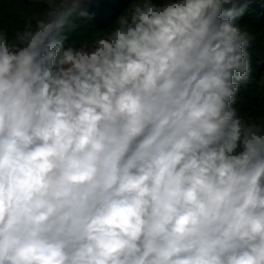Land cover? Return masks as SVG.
Here are the masks:
<instances>
[{
    "label": "clouds",
    "instance_id": "clouds-1",
    "mask_svg": "<svg viewBox=\"0 0 264 264\" xmlns=\"http://www.w3.org/2000/svg\"><path fill=\"white\" fill-rule=\"evenodd\" d=\"M0 27V264H264V117L240 0H91Z\"/></svg>",
    "mask_w": 264,
    "mask_h": 264
},
{
    "label": "trees",
    "instance_id": "trees-1",
    "mask_svg": "<svg viewBox=\"0 0 264 264\" xmlns=\"http://www.w3.org/2000/svg\"><path fill=\"white\" fill-rule=\"evenodd\" d=\"M130 0H91L83 5L89 16L74 15L65 26L67 43L83 42L87 34L108 28L128 7ZM0 3H14L19 7L37 8L43 12L46 7L28 0H0ZM45 5V4H44ZM243 9L236 22L251 35L246 51L249 54L251 71L245 82H240L234 107L246 119L264 117V0H240L237 11ZM41 12H38L41 14ZM16 12H13V14ZM12 14V15H13ZM15 14V20L23 25ZM71 35H75L71 37Z\"/></svg>",
    "mask_w": 264,
    "mask_h": 264
},
{
    "label": "rangeland",
    "instance_id": "rangeland-1",
    "mask_svg": "<svg viewBox=\"0 0 264 264\" xmlns=\"http://www.w3.org/2000/svg\"><path fill=\"white\" fill-rule=\"evenodd\" d=\"M31 1V0H28ZM41 4V3H39ZM45 7H47L44 4H41ZM13 12H16L13 14ZM40 10H37V8H30L25 9L22 7L17 6L14 3H0V27H2L5 31L9 33V36L11 37L14 30L16 29H22L25 26V23L29 19H33L34 17L38 16ZM42 13V12H41ZM13 14V15H12ZM15 14L18 16L22 22L23 25L19 24L17 20H15ZM92 33L87 34V38H90ZM75 35H71V37H74ZM78 43V42H77Z\"/></svg>",
    "mask_w": 264,
    "mask_h": 264
}]
</instances>
